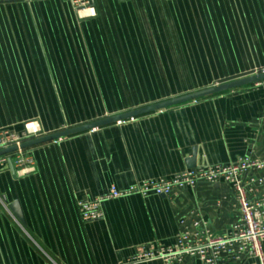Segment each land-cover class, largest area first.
<instances>
[{
  "label": "crops",
  "instance_id": "0c3cea01",
  "mask_svg": "<svg viewBox=\"0 0 264 264\" xmlns=\"http://www.w3.org/2000/svg\"><path fill=\"white\" fill-rule=\"evenodd\" d=\"M91 9L0 3V130L22 135L33 123L47 136L264 71V0ZM245 156L264 159V82L15 153L13 166L19 157L31 172L0 165V264H122L140 246H173L193 219L225 234L241 220L225 182L105 200L96 221L78 204Z\"/></svg>",
  "mask_w": 264,
  "mask_h": 264
},
{
  "label": "built area",
  "instance_id": "2783aa9c",
  "mask_svg": "<svg viewBox=\"0 0 264 264\" xmlns=\"http://www.w3.org/2000/svg\"><path fill=\"white\" fill-rule=\"evenodd\" d=\"M22 0H0L8 3ZM76 12L81 15L92 10L93 0H71ZM39 130L33 123L25 125V133L13 134L0 130V151L38 137ZM12 158V156H11ZM8 157L0 158V165L7 163ZM19 157L14 167L19 176L29 174L31 168L23 167ZM220 182L230 184L236 193L241 220L225 234L214 235L208 223L193 219L185 224L173 246L162 247L154 244L138 248L136 256L122 264H144L161 261L163 264H185L186 259H195L198 264H224L239 262L243 258H253L264 264V159L245 156L228 165L192 169L167 179L149 180L131 186L126 190L111 188L109 193L96 201H81L78 204L85 222L102 218L101 203L105 200L120 199L131 195L171 197L175 192L196 190L201 185ZM262 191L256 195V189Z\"/></svg>",
  "mask_w": 264,
  "mask_h": 264
},
{
  "label": "water",
  "instance_id": "95a60500",
  "mask_svg": "<svg viewBox=\"0 0 264 264\" xmlns=\"http://www.w3.org/2000/svg\"><path fill=\"white\" fill-rule=\"evenodd\" d=\"M264 82V71H261L257 74L247 76L244 78H240L231 82H227L224 84H218L215 85L211 88L191 93L185 96H181L178 98H173L164 102H160L151 106H147L144 108H140L137 110H133L130 112H126L123 114H119L116 116L108 117L102 120H99L97 122H93L90 124H85L83 126H79L76 128H71L62 132H57L54 134H50L47 136H41L35 139L28 140L26 142H23L19 145L12 146L10 148L4 149L0 151V158L2 157H8L7 163L9 165V168L12 172V175L15 177L16 176V171L13 166L12 158L11 156L15 153H18L20 151H24L39 145H43L46 143L58 141L64 138L72 137L75 135L87 133L96 129L104 128L107 126L127 122L130 120H134L143 116H147L150 114H154L156 112H160L163 110H167L179 105H183L186 103L202 100L205 98H209L212 96H216L222 93H226L235 89H239L242 87L250 86V85H255V84H260Z\"/></svg>",
  "mask_w": 264,
  "mask_h": 264
}]
</instances>
